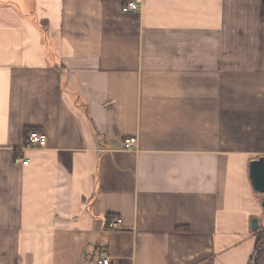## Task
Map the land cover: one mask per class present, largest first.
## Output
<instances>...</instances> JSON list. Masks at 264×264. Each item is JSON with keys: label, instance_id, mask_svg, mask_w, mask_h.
<instances>
[{"label": "crops", "instance_id": "crops-1", "mask_svg": "<svg viewBox=\"0 0 264 264\" xmlns=\"http://www.w3.org/2000/svg\"><path fill=\"white\" fill-rule=\"evenodd\" d=\"M128 1L0 0V264H251L264 0Z\"/></svg>", "mask_w": 264, "mask_h": 264}, {"label": "built area", "instance_id": "built-area-1", "mask_svg": "<svg viewBox=\"0 0 264 264\" xmlns=\"http://www.w3.org/2000/svg\"><path fill=\"white\" fill-rule=\"evenodd\" d=\"M139 10V5L136 1L130 0L123 7L124 12H135ZM47 143V134L42 130H31L28 133L26 146L30 148H42L45 147ZM137 144V137H129L125 139L124 145L125 148L135 147ZM15 163H20L22 165H28L29 160L20 157H15ZM120 222L117 219H114L110 222V227L116 229L119 227ZM99 264H110V259L108 257H102L98 260Z\"/></svg>", "mask_w": 264, "mask_h": 264}, {"label": "water", "instance_id": "water-1", "mask_svg": "<svg viewBox=\"0 0 264 264\" xmlns=\"http://www.w3.org/2000/svg\"><path fill=\"white\" fill-rule=\"evenodd\" d=\"M250 179L253 189L263 194L262 207L264 209V156L251 161L250 163ZM252 229L257 232L259 230L258 218L252 219ZM253 264H257V255L253 258Z\"/></svg>", "mask_w": 264, "mask_h": 264}, {"label": "trees", "instance_id": "trees-1", "mask_svg": "<svg viewBox=\"0 0 264 264\" xmlns=\"http://www.w3.org/2000/svg\"><path fill=\"white\" fill-rule=\"evenodd\" d=\"M257 236H256V246H255V253L253 255V258L255 255H257V264L259 261V258L261 257V255L264 254V236L263 233L258 230L257 232ZM253 258L251 260V264H253Z\"/></svg>", "mask_w": 264, "mask_h": 264}, {"label": "rangeland", "instance_id": "rangeland-1", "mask_svg": "<svg viewBox=\"0 0 264 264\" xmlns=\"http://www.w3.org/2000/svg\"><path fill=\"white\" fill-rule=\"evenodd\" d=\"M260 231L263 233L264 236V228H260Z\"/></svg>", "mask_w": 264, "mask_h": 264}]
</instances>
